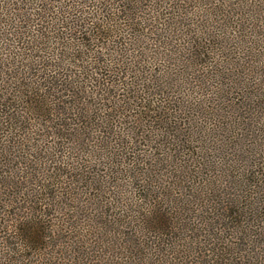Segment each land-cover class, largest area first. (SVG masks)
Here are the masks:
<instances>
[{"label":"trees","instance_id":"trees-1","mask_svg":"<svg viewBox=\"0 0 264 264\" xmlns=\"http://www.w3.org/2000/svg\"><path fill=\"white\" fill-rule=\"evenodd\" d=\"M0 264H264V0H0Z\"/></svg>","mask_w":264,"mask_h":264},{"label":"rangeland","instance_id":"rangeland-1","mask_svg":"<svg viewBox=\"0 0 264 264\" xmlns=\"http://www.w3.org/2000/svg\"><path fill=\"white\" fill-rule=\"evenodd\" d=\"M144 10H146V9H144ZM143 12H145V11H143ZM147 12V14H146V16H145V18H148V19H154V17L153 16H151V15H149L150 14V12H148V11H146ZM152 12H154V11H152ZM151 21H148V23H150ZM154 22V21H153ZM152 22V24H154ZM149 34V33H148ZM152 38H155V39H157V41L156 42H158V37H155L154 35H151L150 34V40L152 39ZM154 44H155V42L153 41V42H151V46H150V48H153V49H156V47L154 46ZM157 46V51H153V52H158V45H156ZM150 53V52H148L147 54H145V58H147V59H149V57H150V59H149V62L151 63V65H149L150 66V71H148V73H147V76L148 77H150V76H152V82L151 83H149L150 84V86H151V88L153 87V92L151 91L150 93L151 94H149L150 95V97H152V98H154V101H155V104L157 105L158 104V98H167V99H169L170 98V96L172 95V92H169V91H167V93L169 92V95L168 94H164V95H162V97H160V96H158V59L156 60V58L154 57L155 56V53ZM154 58V59H153ZM144 70H146V68H144ZM156 72V73H155ZM165 91V90H164ZM168 95V96H167ZM167 96V97H166ZM172 98H176V93L173 95V97ZM145 128V127H144ZM149 129H150V127H149ZM148 142H146V141H144V140H141V144H140V142L138 143V144H134V146H133V148H134V150H136V151H140V150H142V149H147L148 148ZM145 146V147H144Z\"/></svg>","mask_w":264,"mask_h":264}]
</instances>
